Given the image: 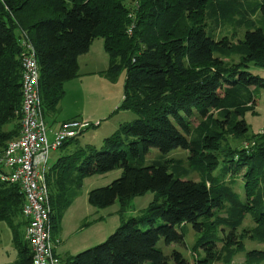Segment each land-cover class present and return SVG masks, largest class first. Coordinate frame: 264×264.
Masks as SVG:
<instances>
[{"label": "trees", "instance_id": "trees-1", "mask_svg": "<svg viewBox=\"0 0 264 264\" xmlns=\"http://www.w3.org/2000/svg\"><path fill=\"white\" fill-rule=\"evenodd\" d=\"M246 1L0 0V153L20 128L22 31L36 50L43 115L59 110L64 84L78 77V56L95 38L103 39L108 72L125 69L119 107L137 115L120 123L99 148L77 147L49 165L52 233L69 205L61 195L74 172L82 177L121 168L109 184L88 191L93 206L118 200L123 211L134 196L156 193L143 217L121 221L104 242L62 258L63 264H213L221 257H214L217 243L229 252L244 247L235 231L249 214L255 223L251 235L264 243V139L248 134L243 119L246 112L256 113V91L264 89V76L251 72L264 68V28L250 19L258 13L264 21V0L250 8ZM230 18L237 25L247 22L236 44L216 40L207 23ZM232 54L238 62L223 60ZM151 148L164 156L181 148L187 165L162 155L146 164ZM243 168L241 195L226 176ZM191 172L199 179L189 178ZM4 173L0 166V221L11 231L17 257L2 264H31L24 196L18 184L2 179ZM187 224L198 234L194 252L204 254L192 263L175 249L168 256L157 247L160 238L184 244ZM234 264H264V248L248 250Z\"/></svg>", "mask_w": 264, "mask_h": 264}, {"label": "rangeland", "instance_id": "rangeland-1", "mask_svg": "<svg viewBox=\"0 0 264 264\" xmlns=\"http://www.w3.org/2000/svg\"><path fill=\"white\" fill-rule=\"evenodd\" d=\"M258 1L260 0H248L245 4L247 8H250ZM250 19L255 20V23L258 26L264 28V21L260 19L258 13L251 16ZM235 20L236 18H230L224 22H220L219 25L213 23L211 20H207V23L212 29L216 40L226 37L230 40V42L236 44L238 39L242 37L247 22L237 25ZM132 27L133 26H131V28ZM131 28L128 29V32L131 31ZM97 45L99 46V50H97ZM79 59L80 66L77 71L78 77L65 83L64 89L66 94L61 99L59 110L56 112L57 115L51 116L45 114V123L48 127L50 123L59 121L65 115L71 114L75 111L76 106L74 105V100L76 99L74 97L70 98V96L74 94L75 90L77 94L85 95L88 98L86 103H82L83 105L85 104L87 108H84L82 104L78 106V109L83 111V114L80 116L85 118L77 119H86L87 117L88 120L89 118H93L89 120L91 127L87 128L82 135L78 136L77 142L80 143L78 147L85 148L87 146L88 149L90 147L99 148L102 145L103 139L111 135L120 123L131 121L135 119L137 115L132 110H126L119 107L120 102L123 99L122 95L125 69L118 70L115 73L113 71L110 73L108 72L109 57L104 49L102 38H95L91 51L84 53V55L82 54ZM223 60L227 62H238L239 56L233 54L227 55L223 57ZM104 66L106 67L102 69ZM251 72L264 76V68L252 69ZM256 95V113L246 112L243 119L248 126V134L255 136V138L264 139V89L259 88L256 91ZM82 98L84 99V97ZM95 121H98L100 125L93 126ZM197 122L198 120L196 119L193 123L197 124ZM6 127L11 128L12 125L9 124ZM239 143H243L245 146L247 145L243 141L238 142L237 140L232 142V144L238 146L240 145ZM88 149H86V152ZM57 152H60L61 156L67 152V149H61ZM161 155L164 156L157 149L151 148L145 157L146 164L150 163L156 157L159 158ZM186 155L185 150L176 148L166 154L164 158H167L170 161L180 159L183 165H187ZM55 160H57V158L53 159L50 157L51 162ZM218 172L219 171L216 169L215 174L218 175ZM243 173L244 168L236 176H226V181L228 180L227 182L232 185V188L241 195L243 194ZM120 174L121 168H115L104 173L98 172L95 174L84 175L82 177H79L77 172L73 173L72 180L65 185V191L61 195L62 199L69 202L68 207H66L67 209L62 215V219H64V234L62 235L61 240L63 241V246L68 245L71 250L75 251L77 247H82L81 245L83 240L86 241L89 240V238H97L99 236L98 232H100L102 237L99 242H96L92 246L97 245L104 242L106 238L120 226V220L125 221L128 217L140 218L146 214L150 202L154 200L156 195V193L152 190L146 191L141 195L134 196L131 202L126 206V209L123 211L120 210L121 205L118 200H115L112 204L104 207L93 206L88 202L87 193L89 190L109 184L111 181L119 177ZM188 177L193 180L199 179L197 172L189 173ZM232 179L235 181H232ZM61 204H63V201H61ZM219 212L220 214H223L222 211ZM53 213H55V210H53ZM56 220L57 219H55V221ZM81 225H83V228H80ZM254 226L255 223L251 219L250 214L247 215L243 224L235 231V233L239 236L240 233L242 234L241 236L243 238L244 247L241 251L233 249L232 252H229L227 249L221 247V242L217 243L214 250V257L216 258V255H221V257L220 259L216 258L213 264L240 263L244 261L248 250L253 248H264V243L259 242L256 237L251 235V229H253ZM52 228L55 229L53 224ZM197 236L198 234L193 230L191 225L187 224L184 244H166L164 240L160 238L157 242V247H159L163 253L168 256H170L172 250L175 249L181 252L187 261L192 263V257L197 254L200 257L204 255L200 249L194 252L193 246ZM237 239H239V237H236L233 240ZM16 257L17 252L11 240V231L4 221H0V264L11 263L16 259ZM170 262L174 263L172 259H170Z\"/></svg>", "mask_w": 264, "mask_h": 264}, {"label": "built area", "instance_id": "built-area-1", "mask_svg": "<svg viewBox=\"0 0 264 264\" xmlns=\"http://www.w3.org/2000/svg\"><path fill=\"white\" fill-rule=\"evenodd\" d=\"M21 118L18 135L0 153L3 180L19 185L24 196L22 214L27 221L24 239L31 252V264H63L55 252L59 242L52 235L51 207L46 173L49 153L67 140L91 127L87 119L62 122L52 137L48 136L39 92V67L36 50L25 32H21ZM100 123L94 122L93 126Z\"/></svg>", "mask_w": 264, "mask_h": 264}, {"label": "crops", "instance_id": "crops-1", "mask_svg": "<svg viewBox=\"0 0 264 264\" xmlns=\"http://www.w3.org/2000/svg\"><path fill=\"white\" fill-rule=\"evenodd\" d=\"M93 43H94V40H92V42H91V44H90V46H89V49H88V51L86 52V53H88L89 51H91V49H92V45H93ZM97 50H99V46L97 45ZM84 55V54H83ZM82 55H79L78 56V59H77V62H78V70H79V66H80V57H81ZM106 66H104L102 69H104ZM73 79H75V78H73ZM66 83V82H65ZM64 86H65V84H64ZM65 90V89H64ZM66 90L68 91V89L66 88ZM65 94H66V91H65V93H64V95H63V97L65 96ZM71 97H74L76 100H74L75 101V103H74V105L76 106V109H75V111H73L71 114H67V115H65L61 120H59V121H54V122H52V123H50L49 125H48V127H47V133H48V136L49 137H52L53 136V134H54V132L59 128V126H60V124L62 123V122H64V121H66V120H70V119H75V118H85V117H81L80 115H82L83 114V111L81 110V109H78V106L80 105V104H82V103H86L87 101H88V98L85 96V95H82V94H77V92H75V90H74V94H72L71 96H70V98ZM82 97H84V99L82 98ZM122 97H123V95H122ZM69 98V99H70ZM61 102V101H60ZM83 105V104H82ZM83 107L84 108H87L86 107V105L84 104L83 105ZM57 114H54V115H51V116H56ZM44 116V120H45V115H43ZM86 119H87V117H86ZM91 119H93V118H89L88 120H91ZM100 125V124H99ZM98 125V126H99ZM80 145V143L79 142H77L76 140L74 141V142H70L69 144H67L66 146H64L63 148H58V149H56V150H52L50 153H49V163L51 164L52 162L50 161V157L51 158H59L60 157V152H57L58 150H61V149H63V150H66L67 149V152L65 153V154H67V153H70V152H73V151H75V149H77V147ZM56 161V160H55ZM54 162V161H53ZM63 217V216H62ZM62 217H61V220H60V222H59V228L55 231V232H53L52 233V235H53V237L54 238H57L58 240H59V242L57 243V245L55 246V252H56V254L61 258V260H62V258H64V256L65 257H67V256H69V255H74V253L76 252V253H78V252H80V251H82V250H84V249H86V248H89V247H91L93 244H95L96 242H99V240H100V238L102 237V234L100 235V232H98V234H99V236L97 237V238H89V240H83V242H82V247H77V249H75V251L74 250H71V248L67 245V246H63L62 245V243H63V241H61L62 240V235L64 234V227H63V220L64 219H62ZM120 222H121V220H120ZM62 226V227H61ZM80 228H83V225H81V227ZM79 228V229H80ZM78 229V230H79ZM86 247V248H85ZM82 248H84V249H82ZM80 249H82V250H80ZM78 250H80V251H78ZM78 251V252H77ZM75 253V254H76Z\"/></svg>", "mask_w": 264, "mask_h": 264}]
</instances>
